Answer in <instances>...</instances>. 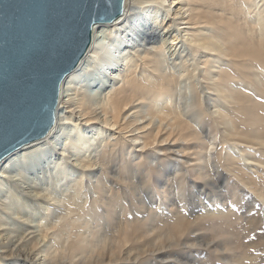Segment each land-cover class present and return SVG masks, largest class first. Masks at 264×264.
Masks as SVG:
<instances>
[{
  "label": "bare ground",
  "instance_id": "1",
  "mask_svg": "<svg viewBox=\"0 0 264 264\" xmlns=\"http://www.w3.org/2000/svg\"><path fill=\"white\" fill-rule=\"evenodd\" d=\"M171 2L163 26L161 0H123L117 18L94 24L87 51L60 84L49 132L0 161V264H121L172 250L195 232L201 199L181 202L184 179L199 197L203 184L223 180L213 156L211 173L199 167L197 141L212 128L236 137L229 115L251 125L257 102L248 86L264 92V0ZM234 70L242 79L231 82L242 88L226 82ZM186 170L203 184L189 183ZM83 173L89 181L80 190ZM63 181L74 190L60 193ZM165 205L168 219L155 212Z\"/></svg>",
  "mask_w": 264,
  "mask_h": 264
},
{
  "label": "water",
  "instance_id": "2",
  "mask_svg": "<svg viewBox=\"0 0 264 264\" xmlns=\"http://www.w3.org/2000/svg\"><path fill=\"white\" fill-rule=\"evenodd\" d=\"M123 0H0V161L44 137L60 84L80 62L92 27Z\"/></svg>",
  "mask_w": 264,
  "mask_h": 264
},
{
  "label": "rangeland",
  "instance_id": "3",
  "mask_svg": "<svg viewBox=\"0 0 264 264\" xmlns=\"http://www.w3.org/2000/svg\"><path fill=\"white\" fill-rule=\"evenodd\" d=\"M171 1L172 0H161L162 7H165L164 9L165 11L164 10L162 11L160 9L158 11V14L162 12L161 18L162 17L164 18V21L161 26H163L164 23L166 24L168 22V17L170 15L169 10L173 7V3ZM251 16H246L247 22ZM240 22H242V17H240ZM196 61L199 62L198 57L196 58ZM259 64L257 63L258 69H260L259 67L261 65ZM262 67H264V65H262ZM108 72H110V70ZM233 72L232 74L229 73L226 75L228 78L226 79V82H230L232 87L235 89L242 88V85H239L237 83L232 84L231 82L232 80H237L238 82L241 81L242 79L239 76L238 71L234 70ZM108 74L109 73H107V76ZM252 86L253 85L248 86L252 90V93L249 92L251 93V95H248V97L251 98V100H253L254 102H257V105L255 104L253 105V109L255 112L254 115L258 116L259 118L257 119V117L254 116L255 121L253 119H248V121L252 120L253 122L251 123V125L254 123L253 124L254 127L256 126V128L258 129L256 128L252 129L253 125L251 127V125H249L248 123L242 124V122H240L234 114H230L229 116L233 120V125H234L233 128L237 131V134H241V135L236 134V137L234 135L223 137V135L219 131L212 128V130L210 131L212 133L211 136L209 135L208 140L207 139L205 140L203 138V140L200 139L197 141V145H199L200 147L199 146L198 147L201 149V151H199L197 154L199 155V157L200 156L202 157L200 159H203L204 162L203 163L200 160L201 163L199 167L202 168L203 170L206 169L211 173L212 167L210 168V165L209 167H207L208 165L205 163H207V161L211 162V159L208 160V158L209 156H213L215 160L213 162V165L215 166L217 165V167L222 169L223 180H221V182L216 181L213 186H208V185L205 186L203 184V180L197 181L196 178L194 177L196 180L195 182L203 184V186L200 187V189H204V194L201 197H199L196 196L195 192H191V190L192 191L196 190V187L191 188L188 185V178L187 180L184 179L185 187L182 192L183 195L181 194L182 196L181 202L188 201V199L191 200L192 198H194V196L197 198V201L199 203L201 199V205L197 203L194 210L195 214H193L198 220V222L196 223V225L197 224L198 225L197 226L195 225V229H196L195 232L190 233V235H188L186 239L185 236L181 237L179 242L182 243L178 246L171 247L174 248L172 250L170 249L171 251L169 250V248H168L169 251H167L166 248L163 249L162 251L155 253L148 252L146 253V256L139 258L140 260L136 259L133 260V262L127 261V262H122L121 264H125V263L126 264H182L185 261L187 262L186 258H188L189 260H193L194 264H243V263L264 264V217H263L264 216V205H263L264 204V143H263L264 140L262 141V139H264V92L262 91L259 92L254 87L252 88ZM227 107L229 108L228 105ZM255 123L258 124L255 125ZM204 125L207 130L206 124ZM252 130L257 132L255 133ZM246 134H251L250 135L251 137ZM255 134L257 135L258 138L260 139L262 138L260 140L261 142H259V139H257L256 136L252 137ZM88 135L90 136L92 134L88 133ZM213 135H215L214 136L215 138H211ZM247 136L249 138H247ZM233 137H235L236 139H234ZM249 139H255L256 141L255 142L252 141L253 143H250L251 141ZM258 143H261V145L262 144L263 145L262 146L257 145ZM227 157L228 160H226ZM175 159L178 160L179 158H175ZM172 161L174 160L170 159V161L168 162L169 163L168 165H170L168 166L169 169L171 167ZM65 164H66V168L73 172L71 177L78 178V175H80V170L71 167L70 163H65ZM227 165H229V167ZM187 170L189 169L187 168ZM187 170H186L187 172L186 174L189 177V183H190V180H192L193 176L191 177L192 174L190 173V171ZM85 173H83L84 174L82 177L83 186L80 190L84 189L85 188L84 185L87 183V181H89V177ZM213 180H216L215 177H213V179H210L209 181H213ZM72 184L73 182H67V181L61 182L59 184L60 185L59 192L61 193L62 191L65 192L66 190L69 191L74 190L72 188L74 184L73 186ZM208 194L210 196H208ZM78 198L81 200L83 196H80ZM170 208H171L170 206L165 205L160 209H155V212L162 219L163 218L165 219L166 217L168 219L171 217ZM179 209H180L179 210L180 213H178V215L182 214L181 216L184 215L183 217L187 218L188 211H186L182 205L181 208ZM198 213H200V215ZM238 215L240 216V218ZM128 216L131 217V214H128ZM147 216L148 214L145 213L143 218H146ZM215 230L218 232H215ZM209 240L226 243V248L224 249L225 251L223 250V252H218V251L215 252L214 251L215 244H212V246L211 243L209 244V246L207 245V242H209ZM199 243L201 244L199 245ZM160 254L168 255L169 257L164 256L161 258L158 256ZM219 255L222 256V258ZM192 256L193 258H191ZM227 261H229L230 263Z\"/></svg>",
  "mask_w": 264,
  "mask_h": 264
}]
</instances>
